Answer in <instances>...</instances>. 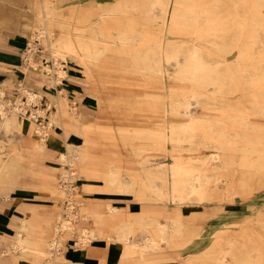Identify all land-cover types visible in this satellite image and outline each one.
I'll return each instance as SVG.
<instances>
[{
  "label": "bare ground",
  "instance_id": "1",
  "mask_svg": "<svg viewBox=\"0 0 264 264\" xmlns=\"http://www.w3.org/2000/svg\"><path fill=\"white\" fill-rule=\"evenodd\" d=\"M175 1H87L84 5L93 12L88 15L85 10L77 12L79 24L74 34L63 32L60 11L54 4L45 0L27 1L28 10L34 13L32 18H28V25L33 27L30 39L36 42L43 38L49 48L48 55L55 61L53 67L47 69L53 71L57 67L56 72L53 71L56 80L65 75L68 56L77 59L88 84H91L90 70L97 67L107 53L129 55L130 64L127 66L146 73L154 81L163 79L168 69L166 62L174 61L176 79L189 82L191 89H171L169 100L163 102L165 109L162 112L164 116L188 115L190 123L167 125L165 120L154 128L145 123L113 128V134L105 137L106 140L111 139L109 142L114 149L109 154L98 155L91 150L92 145L106 141L96 140L92 135L99 132V126L94 122L79 123L75 120V113L71 111L72 100L64 91L59 90L57 95L51 96L57 109L48 115L46 122L40 124L31 116L19 117L16 107L6 112L2 110L0 130L6 136H14L15 141H7L6 144L0 139V198L10 199L12 191L19 186L21 176L28 174L42 176L44 181L38 185L50 194L57 195L60 191L55 174L61 168L31 172L35 159L20 148L17 134L34 127L41 130L39 126L44 125V131L52 127L68 129L81 135L82 142L79 143L78 136H75L66 144L58 160L69 166L63 167L60 176V188L64 198H67V207L64 208L67 216L59 215L56 210L31 206L33 223L22 219L15 226V233L3 236L1 242L5 243V247L0 251V264H24L26 261H30L29 264H78L65 254L73 247L70 244L73 235L86 244L98 237H104L109 243L118 241L123 245L122 256L132 258L138 255L137 262H148L146 256L149 252L163 247H184L197 238L198 231L192 223L204 216H186L182 206L210 200L233 201L237 193L245 197L264 189V127L257 128L251 123V115H264V0ZM24 2L19 0L16 4L21 8ZM4 6L10 7V4L5 3ZM152 23H156L153 26L157 28L153 34L149 33V24ZM58 26L60 28L57 29ZM166 29H183L193 39L165 40ZM32 41L28 46L31 59V53L37 49ZM231 52L236 54L234 59L228 57ZM209 85L213 86L211 92L207 90ZM236 92L246 94L230 96ZM82 95L77 94L75 101L80 100ZM28 96L30 101L37 102L42 94L28 91ZM244 103L261 108L245 110ZM193 104L221 109L220 119L192 115ZM39 110L46 114L45 110ZM225 120L231 121L234 127L229 128ZM78 126L81 128L78 129ZM43 143L42 138L39 149ZM203 147L214 150L199 162L180 158L171 162L156 161L155 156L160 154L172 155L183 148L199 150ZM228 151L242 153L239 168L225 158ZM96 162L98 165H91ZM82 175L101 180L104 185L99 189L106 193L129 195L168 210L171 209L168 204H174V214L163 220L151 215L134 218L131 213H123L111 203H107L106 212L93 210L86 202L78 209V201L69 196L72 185ZM252 180L256 183L254 187L250 183ZM106 214L111 218L109 221L105 220ZM262 215L264 211L258 216ZM186 217L191 220L189 225ZM91 218L96 223L94 229L77 224L80 219ZM35 220L37 223H34ZM257 222L259 226H251L246 236L226 242L227 247H257L260 249L257 255L249 252L247 256H238L231 254V249L221 248L213 257L212 264L264 262V219L259 217ZM38 223L42 226L35 231ZM213 244L214 240L210 246ZM30 256L34 258L29 259ZM196 258H190L183 264Z\"/></svg>",
  "mask_w": 264,
  "mask_h": 264
},
{
  "label": "rangeland",
  "instance_id": "2",
  "mask_svg": "<svg viewBox=\"0 0 264 264\" xmlns=\"http://www.w3.org/2000/svg\"><path fill=\"white\" fill-rule=\"evenodd\" d=\"M21 1V0H20ZM23 6L20 8L17 6L16 3L19 0H0V9L4 4H10V7H5L4 10L6 11L5 14H0L3 17V22H0L1 29H10L16 30L19 25L24 26L25 30V37L28 39L29 42L32 40L30 39V34L33 31V27L28 25V18L33 16V12L28 10L27 1L24 0ZM47 3L54 4L56 8L60 11V21L63 23L61 26L63 32L74 34L76 31V27L79 24L77 21L78 13L80 10H85L87 15L90 12L87 9H90L87 5H84L87 1H94V0H45ZM99 3H109L114 0H95ZM175 1V0H174ZM176 2V1H175ZM83 4V5H82ZM171 8V7H170ZM4 13V12H3ZM93 15V14H91ZM28 25V26H27ZM59 25V24H58ZM156 23L149 24V33H155L156 27L153 26ZM57 29L60 26L56 27ZM28 31V32H27ZM30 31V32H29ZM165 33V40L171 38L172 40H191L193 39L191 35L186 33L185 30H174L169 31L166 29ZM42 39V40H41ZM33 45L37 47L36 51H33V57L31 59L30 53H27V66L25 67V72L28 75V80L30 82L36 83L37 85H54L55 81L47 80L43 74H38L35 67L41 69V72L45 71L47 68L53 67V59L48 55L49 48L46 47L43 38H39L36 42L32 41ZM31 44V45H32ZM43 44V45H42ZM30 46V43H29ZM210 49L214 51L212 46H209ZM29 47H27L28 51ZM45 53V54H44ZM40 54V55H39ZM235 52H231L228 57L234 59ZM37 57V59H36ZM39 59V60H38ZM46 60V66H43V61ZM97 67L90 70L89 77L91 79V84L86 82V77L79 69V62L76 58L68 56L67 61L65 62V68L71 69L74 71L78 76L79 85L82 88L80 93H82V98L78 101H75V97L72 98L70 104L72 105L71 111L75 113V120H78L79 123L84 122H94L96 125L99 126V132H94L92 135L95 137L96 140H106L109 134L112 135L114 131L113 128H119L120 126H130L134 127L140 124L149 125L150 128H154L159 126L161 123L169 124H188L190 123V116L188 115H174V114H166L163 115V108L165 109V105L163 102H167L170 98L171 89H191V85L187 81H179L176 79L175 75L177 73L175 62L172 61L166 62L167 66V74L164 76L163 79H158V81H154L153 77L147 75L142 71H137L129 66L130 64V57L129 55H115L107 53L103 58L99 60L97 63ZM38 69V70H39ZM57 67L53 70L56 72ZM40 71V70H39ZM52 71V70H51ZM52 71V73H53ZM56 75V74H55ZM41 77V78H39ZM61 80H56V83H61ZM11 85V84H8ZM213 86H208V92L212 91ZM63 91V89H58V92ZM250 91L253 89H249ZM57 92V93H58ZM65 92V91H64ZM27 94V93H25ZM246 94V93H243ZM242 93L236 92L231 97H240L243 95ZM57 95V94H56ZM28 96V94H27ZM50 97V96H49ZM54 101V97L52 98ZM74 99V100H73ZM40 101V100H39ZM75 101V102H74ZM30 102L28 96V103ZM38 102V101H37ZM44 103L46 101H43ZM53 105L52 109L49 110V114L54 110L56 111V103L52 100H49ZM167 104V103H166ZM246 107H243L245 110H258L261 107L253 108L251 107L250 103H244ZM263 109V108H262ZM80 111V112H79ZM192 115L200 116L205 119H220L221 117V109H214L211 107H204L201 104H193L191 107ZM48 114V115H49ZM48 118V117H47ZM82 118V119H81ZM47 121V120H46ZM226 125L229 128H233L234 124L231 121L225 120ZM251 123L257 128L264 127V115H251ZM40 134L43 139H46L48 136V131L52 130V128H46L44 131V125H40ZM81 128V126H78ZM256 128V129H257ZM59 129V128H58ZM61 130V128L59 129ZM66 131L68 129H65ZM252 133V132H251ZM75 135H77L75 133ZM0 134V139L3 141H15L14 136H6ZM77 139L82 142L81 135L78 136ZM111 139L106 141H99L97 144H93L91 150H94L95 154L98 155H105L109 154L114 148L112 146V142H109ZM213 148L210 147H203L199 150H191L187 148H183L178 152H173L172 155H165L160 154L159 156H155L157 158V162L168 161L171 162L174 158H180L182 160H189L194 159L199 162L200 159H204L209 157L210 153L213 151ZM242 153L240 151H228L225 153V158L229 159L233 166L239 168L240 159L242 157ZM177 155V156H174ZM89 164V163H86ZM91 165H98V162L92 163ZM54 167H59L55 176L57 177V186L59 194L52 195L49 191L43 189V187L39 186L38 184L42 183L44 179L42 176H32L22 175L20 179L19 186L12 191L11 198L21 196L23 194L26 195H35L38 196L43 201H50L52 206L49 208H53L58 211V214H63L67 216L64 212V208L67 207L65 203V194L60 188V176L62 175V171L64 170L63 167L69 168V166H64L59 161L50 164V166H46L45 169H34L33 165L31 167V172H39L43 171L46 172L49 169H54ZM95 168V167H92ZM236 168V169H238ZM238 176L240 177V173L237 172ZM82 179V180H81ZM95 180V181H94ZM260 180V179H259ZM77 181V180H76ZM87 181L91 182H102L101 180L96 179H88L85 176H80L79 180L72 185L71 196L73 199L77 200L76 207L79 209L80 207L85 204L84 202L90 201V196L93 194H87L86 192L92 193L94 191L95 196L101 194L108 197H113L114 195H108V193L98 189V190H91L88 191L87 189L83 188V184ZM251 186L254 187L256 183L253 180L250 182ZM64 189V187H63ZM86 191V192H85ZM106 193V194H105ZM134 198V206L139 208L134 216H145L149 214V201L145 202V200L136 199ZM8 201L7 199L0 198V203ZM110 200V199H109ZM130 202L128 200H125ZM245 201V202H244ZM100 205H104L103 203L99 202ZM156 205V204H155ZM253 205V206H251ZM190 206V207H189ZM182 206V211L186 216H190L192 214H203V218L198 220H194L192 225L196 226L195 228L198 231L196 235L197 241L196 245H200L202 247H206L204 253L199 254V256L195 259V261L190 260L188 264H212L213 257L219 253L221 248H228L231 249V254H235L238 256H247L249 252L251 254H258L260 249L250 248L248 246H231L227 247L226 242L229 239H236L241 235L250 233L251 226H257L259 223L257 222L258 218H263L264 215L258 216L260 212L264 211V189L256 192L253 194H248L244 197L239 193L236 194L233 201H226V200H210L205 201L202 204H193V205ZM106 207V206H105ZM168 207L171 208V211L176 206L173 204H168ZM76 208V209H77ZM206 215V217H205ZM186 223L189 225L191 220L188 217L185 218ZM254 223V224H253ZM77 224L80 226H86L88 229H94L96 226L95 221L93 218L90 220L80 219L77 221ZM37 230L39 231L41 228V224L38 223L36 225ZM259 226V225H258ZM224 227L223 229L218 230L219 228ZM193 228V227H192ZM247 229V230H246ZM145 233L144 235H147ZM248 237V236H247ZM259 237L257 236L256 239ZM264 239V238H263ZM214 244L210 246L213 242ZM262 240V239H261ZM81 240L77 237V235H73L70 237V244L73 246L71 249L80 247L86 243L80 242ZM87 242V241H85ZM194 242L188 244L191 245ZM209 247V249H207ZM179 247L170 248V251L177 250ZM70 249V250H71ZM69 250V251H70ZM261 250H263L261 248ZM68 251V252H69ZM262 252V251H261ZM170 256L171 260L177 257L181 258V255H168ZM177 256V257H176ZM187 258H192L194 255H186ZM34 258L30 256L29 259ZM188 260V259H187ZM253 264H264V262H255Z\"/></svg>",
  "mask_w": 264,
  "mask_h": 264
},
{
  "label": "crops",
  "instance_id": "3",
  "mask_svg": "<svg viewBox=\"0 0 264 264\" xmlns=\"http://www.w3.org/2000/svg\"><path fill=\"white\" fill-rule=\"evenodd\" d=\"M5 12L6 11L1 7L0 14H5ZM14 29L16 30L10 31V29L4 30L0 28V115L2 110L6 112L14 109V107L19 110V112H17L19 117L25 115L23 110H33L32 101L28 103V91L39 92L42 94V97L38 98L40 101L36 102L37 104L34 102L36 105H39L42 101H46L45 103L48 105L51 104L49 100H52L51 96L57 94L58 89H63L70 100L76 97L77 94H82L80 93L82 88L79 85V76L71 69H66L65 75L60 81L61 83H56L55 73L51 75L45 74L35 67L34 70H36L38 74H43L47 80L55 81V84H43L39 86L36 83L30 82L28 80V75L25 72V67L28 64L27 47L29 46V41L25 37L24 26L19 25ZM42 104H44V102ZM51 131H48V136L44 139V143L40 149L38 146L39 140L42 139V137L40 130L36 127L28 129L27 132L21 135L17 134V143L20 148L25 152H28V154L35 159V162L32 164L34 169H45L46 166H50V164L57 162L66 144L72 139H75V136H79L75 135V133L70 130H59L54 127ZM0 134L5 137L4 131L0 130ZM83 185L84 189L93 188L94 190H98L103 187L104 184L103 182L92 183L89 181ZM86 193L93 194L89 198L91 200L86 202L93 210L106 212L107 203H111L118 207L121 212L131 213V216L134 218L142 217L134 216V214L139 211V208L134 206V198L129 195L125 196L117 193H109L108 195L114 196L108 197L101 194L95 196L94 191L92 193ZM7 200L8 202L5 200V202L0 203V251L5 247V243L1 242L3 236L5 234L15 233V226H18L22 219H27L33 223V213L30 209L31 206L39 207L42 210H55L49 208V206H52L50 201H43L35 195L23 194ZM99 202L104 205H100ZM173 214V209L172 211H169L159 204H149V214L146 215L158 217L163 220L166 216H172ZM104 216L107 221L111 219L107 214ZM35 222L36 220L34 223ZM196 243L197 241L195 240L191 245L179 247L177 250L172 251H170V248L168 247H163L161 250L149 252L146 256V258L149 259L148 262H137L139 258L138 255L133 256L132 258L122 256V243L118 241H111L109 243L104 237L94 238L89 243L71 249L69 252H65V254L68 255L73 262L78 264H183L187 259H190L187 258L186 255L191 254L195 257L205 252L206 247L196 245ZM170 254H179L181 255V258L174 257V259L171 260L170 256H168ZM29 263L30 261H26L24 264Z\"/></svg>",
  "mask_w": 264,
  "mask_h": 264
},
{
  "label": "built area",
  "instance_id": "4",
  "mask_svg": "<svg viewBox=\"0 0 264 264\" xmlns=\"http://www.w3.org/2000/svg\"><path fill=\"white\" fill-rule=\"evenodd\" d=\"M46 63H47V61L44 60L43 61L44 66H46ZM38 67H41V66L38 65ZM38 67H36V68L39 69ZM39 70L41 71V69H39ZM43 72L45 74H50V75L53 74L52 71L51 70L49 71L48 69H46ZM32 103H33L34 109L33 110H29V109L23 110L24 114L27 116H31L32 120H35V122H37L39 124L42 123V121L46 122L48 114H49V110L52 109V107L50 105H48L47 103L42 104L43 101L39 105H36L37 104L36 102H35L36 104L34 102H32ZM39 109L45 110L46 114L41 113V111Z\"/></svg>",
  "mask_w": 264,
  "mask_h": 264
}]
</instances>
